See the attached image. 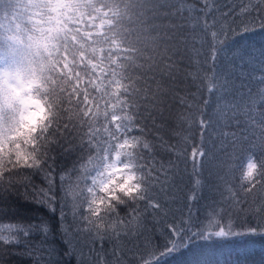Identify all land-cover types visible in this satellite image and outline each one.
<instances>
[{"label": "trees", "instance_id": "16d2710c", "mask_svg": "<svg viewBox=\"0 0 264 264\" xmlns=\"http://www.w3.org/2000/svg\"><path fill=\"white\" fill-rule=\"evenodd\" d=\"M3 58L0 264H264V0H0Z\"/></svg>", "mask_w": 264, "mask_h": 264}, {"label": "rangeland", "instance_id": "374dc122", "mask_svg": "<svg viewBox=\"0 0 264 264\" xmlns=\"http://www.w3.org/2000/svg\"><path fill=\"white\" fill-rule=\"evenodd\" d=\"M23 75L18 71L16 63L12 59L3 58L0 60V84L7 91L10 100H13L20 120L36 126L38 120L44 117L45 105L38 99L34 98L31 88L35 84L34 81L24 79ZM39 109V114H34ZM126 164H122L116 156L113 160L106 163L102 178V183L116 174L123 173Z\"/></svg>", "mask_w": 264, "mask_h": 264}, {"label": "clouds", "instance_id": "9594fccd", "mask_svg": "<svg viewBox=\"0 0 264 264\" xmlns=\"http://www.w3.org/2000/svg\"><path fill=\"white\" fill-rule=\"evenodd\" d=\"M34 114H37V115H38V114H39V109H37L36 112H35Z\"/></svg>", "mask_w": 264, "mask_h": 264}]
</instances>
